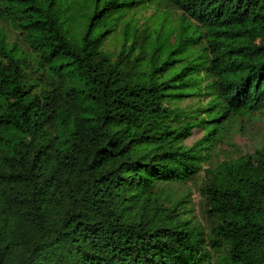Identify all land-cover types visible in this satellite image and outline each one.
Wrapping results in <instances>:
<instances>
[{
	"label": "trees",
	"instance_id": "obj_1",
	"mask_svg": "<svg viewBox=\"0 0 264 264\" xmlns=\"http://www.w3.org/2000/svg\"><path fill=\"white\" fill-rule=\"evenodd\" d=\"M259 112L264 0H0V264H264Z\"/></svg>",
	"mask_w": 264,
	"mask_h": 264
},
{
	"label": "rangeland",
	"instance_id": "obj_2",
	"mask_svg": "<svg viewBox=\"0 0 264 264\" xmlns=\"http://www.w3.org/2000/svg\"><path fill=\"white\" fill-rule=\"evenodd\" d=\"M131 16H133L135 20H140L147 23L151 30H153L155 27L159 28L162 33V38L165 42H169L173 39L174 33L176 32L180 21H183L185 24L191 23V21L186 16H183L180 12L173 11L170 8L163 6L156 7L155 5L151 4H148L144 8L138 7L136 9H133L128 13L127 18H130ZM117 45L118 35L116 34V32L111 33L102 42L103 48H105L107 51H110ZM245 127L246 130L244 131H246V134L239 133L238 136H236L235 138L242 144L246 142V139H248L246 144H244V148L253 150L252 144L254 142H264V114L261 112L257 113L256 119L252 122H246ZM252 130L258 132L254 134L256 135L255 137L250 138L252 134L249 132ZM200 133V130H195L191 136L186 138V143L191 142L195 137L200 135ZM252 150L251 152L254 154V157L252 159L254 171L257 174H264V157L261 156L259 153H254V151ZM191 193L193 195L192 197L194 201H196V199L198 198V193L195 189H193Z\"/></svg>",
	"mask_w": 264,
	"mask_h": 264
}]
</instances>
